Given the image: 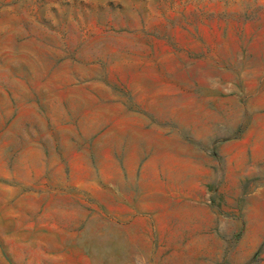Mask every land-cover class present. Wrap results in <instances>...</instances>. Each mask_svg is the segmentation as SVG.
I'll list each match as a JSON object with an SVG mask.
<instances>
[{"label": "rangeland", "instance_id": "374dc122", "mask_svg": "<svg viewBox=\"0 0 264 264\" xmlns=\"http://www.w3.org/2000/svg\"><path fill=\"white\" fill-rule=\"evenodd\" d=\"M0 264H264V0H0Z\"/></svg>", "mask_w": 264, "mask_h": 264}]
</instances>
